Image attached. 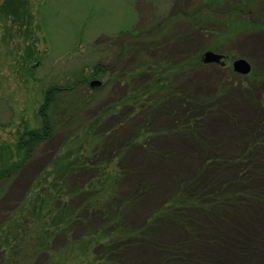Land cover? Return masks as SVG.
Here are the masks:
<instances>
[{
	"label": "rangeland",
	"instance_id": "1",
	"mask_svg": "<svg viewBox=\"0 0 264 264\" xmlns=\"http://www.w3.org/2000/svg\"><path fill=\"white\" fill-rule=\"evenodd\" d=\"M194 1L27 0V17L14 19L0 0V155L15 148L19 132L38 127L51 85L72 84L97 64L115 73L102 93H93V79L65 93L50 140L0 181V264H96L102 248L83 242L121 228L145 229L144 241L112 246L97 264H264V28L199 32L179 15ZM252 9L264 18V0ZM206 51L224 55V65L194 66ZM239 58L249 74L233 70ZM63 109L73 112L67 118ZM98 117L103 185H93V204L111 208L93 220L76 213L73 229L47 243L45 226L18 212L39 176L76 149L81 127ZM88 173L95 170L70 179L71 192ZM183 183L190 193L180 202L174 192ZM197 195L204 198L193 205ZM120 203L127 204L117 215ZM159 212L168 215L155 219Z\"/></svg>",
	"mask_w": 264,
	"mask_h": 264
},
{
	"label": "trees",
	"instance_id": "2",
	"mask_svg": "<svg viewBox=\"0 0 264 264\" xmlns=\"http://www.w3.org/2000/svg\"><path fill=\"white\" fill-rule=\"evenodd\" d=\"M259 0H195L192 7L188 11L181 12L180 17L188 20L193 27L199 32H208L214 28L225 26H232L234 24V29L236 32H245L248 29L252 28H264V18L256 20L253 14L252 6ZM262 1H260L261 3ZM1 7V6H0ZM2 11L4 15H11L14 19H19L26 15L27 0H4L2 4ZM26 10V11H25ZM221 15H224L221 17ZM121 34L116 35L118 42H121L122 35H125L126 32H120ZM143 34H134L129 36H135L134 38L141 37ZM133 38V39H134ZM119 44V43H118ZM125 44V43H124ZM121 43V47L124 46ZM124 49L118 52L121 54ZM202 60L198 59L194 61V66H204ZM115 73L109 71V68L103 64L94 65L90 73L82 74L74 83L67 84L65 86L60 84L51 85L43 95V102L36 113L39 119V125L36 128L24 129L22 132H19L18 139L15 143L14 149H8L6 154L0 155V181L4 178H9L13 176L19 168L23 166L24 163L32 156L35 151V148L48 140L53 135L55 129V122L53 116H55L56 110H58L59 100L65 93L72 92L78 85L86 84L89 80H99L100 84L97 86H91L93 93H102L104 90L108 89L111 85L110 82L114 78ZM137 93V92H133ZM145 95L149 94V91L143 92ZM147 93V94H146ZM141 95L136 94L135 99H138ZM179 95H177L178 98ZM180 97V96H179ZM138 100H135L132 104H136ZM127 100L123 101V107H126ZM110 109L103 112L104 116L110 112ZM73 111L68 109H63V112L60 114L67 118L71 115ZM189 116V115H188ZM103 118V117H102ZM100 117L93 119V122L89 123L85 128L81 127L84 133L83 141L80 144H77L76 149L73 151L67 152L69 156L62 155L56 158V163H54L53 168L47 173H44L42 176L36 180V183L28 195L23 207L18 212V215L29 214L35 221L41 222L45 226L44 234H46V241L49 243L50 238L57 234L60 231H70L73 229L74 224L78 221V216L80 214H85L89 217L87 220H93V217H100L105 215L106 211L110 209V203H106L103 207L98 208L96 204H93V192L96 189L93 187L95 182L101 187L103 185L102 177L99 178V170L95 160L101 158V151L98 149L100 146V139L98 134H95V130L98 127L99 122H101ZM188 120V118H184ZM84 128V129H83ZM183 128V127H181ZM256 145H252L251 148H255ZM245 157L239 158L236 161H231L234 164V167L241 168V165L247 161L244 160ZM99 162V160H98ZM57 164V167L55 165ZM55 167V168H54ZM207 167H203L202 172L197 175L196 178L202 177L204 171ZM112 184L116 185L117 177L114 168H110ZM94 174H86L89 177L81 183L78 187L79 189L70 191L68 184L70 179L74 175H78L82 172L94 171ZM237 170V169H236ZM238 176V175H237ZM201 178L198 180L200 181ZM197 181V182H198ZM208 183H206L207 185ZM190 184L183 183L179 186L174 192V194H179L181 197L180 202L184 199H187L186 196L188 192V186ZM203 191V190H202ZM202 191H200L202 193ZM73 193H80V201H75ZM199 193V192H198ZM251 195V193H248ZM204 197L199 195L193 196V205H196ZM253 200V198H252ZM186 201V200H185ZM127 203L121 205V203L116 206L115 211L117 215L122 213V209L126 207ZM188 208V206H187ZM31 210V211H30ZM124 210V209H123ZM78 213L76 217L75 214ZM168 215L166 212H159L158 216L155 219H160L162 216ZM122 215V214H121ZM74 218V219H73ZM116 225V224H115ZM114 225V227H115ZM145 229L139 231L134 229H124L116 230V233L112 234L110 237L104 240H95L93 243V238L87 240L88 242H83L86 248H93L96 246L95 251H98V248H102V251L99 250L101 254L105 253V256L111 254L110 248L120 250L125 244L133 243L139 240L144 241L141 236ZM124 236L126 238H124ZM147 241V239H145ZM95 244V245H94ZM118 249V250H117ZM100 254V255H101ZM99 255V257H100ZM94 259V262L97 264L102 262L101 258Z\"/></svg>",
	"mask_w": 264,
	"mask_h": 264
},
{
	"label": "water",
	"instance_id": "3",
	"mask_svg": "<svg viewBox=\"0 0 264 264\" xmlns=\"http://www.w3.org/2000/svg\"><path fill=\"white\" fill-rule=\"evenodd\" d=\"M222 59H223V55L221 53H216L213 51H206L203 54L202 62L205 64L216 63V64L224 65ZM232 68L236 73L241 74V75H247L251 72L250 63L243 58H239L235 60L232 64ZM99 84H100L99 81L94 80L91 83V86H96V85L98 86Z\"/></svg>",
	"mask_w": 264,
	"mask_h": 264
},
{
	"label": "bare ground",
	"instance_id": "4",
	"mask_svg": "<svg viewBox=\"0 0 264 264\" xmlns=\"http://www.w3.org/2000/svg\"><path fill=\"white\" fill-rule=\"evenodd\" d=\"M260 38L263 39L262 41H264V36H261ZM248 108L251 109V107H248ZM143 258L147 259L146 257H143Z\"/></svg>",
	"mask_w": 264,
	"mask_h": 264
},
{
	"label": "flooded vegetation",
	"instance_id": "5",
	"mask_svg": "<svg viewBox=\"0 0 264 264\" xmlns=\"http://www.w3.org/2000/svg\"><path fill=\"white\" fill-rule=\"evenodd\" d=\"M223 59H224V55H223ZM223 59H222V60H223Z\"/></svg>",
	"mask_w": 264,
	"mask_h": 264
}]
</instances>
